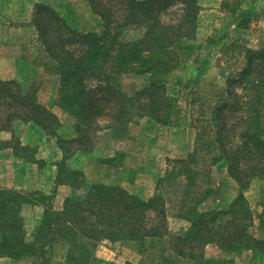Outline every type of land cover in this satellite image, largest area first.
Masks as SVG:
<instances>
[{"label":"trees","instance_id":"obj_1","mask_svg":"<svg viewBox=\"0 0 264 264\" xmlns=\"http://www.w3.org/2000/svg\"><path fill=\"white\" fill-rule=\"evenodd\" d=\"M175 1L182 6L180 12L175 9L169 14L166 11ZM88 3L104 24L102 36L78 33L46 5H35L32 18L40 42L49 54L47 59L60 78L55 105L78 120L77 138H57L64 159L69 154V147L64 145L78 143L79 149L85 151L90 131L109 130L116 140L124 139L127 114L134 106L136 116L147 113L157 123H170L175 100L166 95L165 83L152 81L128 96L121 91L116 77L132 72L151 76L170 72L179 62L175 51L180 50L184 40L194 38L199 11L197 0H106L105 3L88 0ZM164 12L165 16L170 15V20L162 19ZM171 15L177 19L171 21ZM240 24L245 25L244 22ZM127 29L139 30V34L131 40H120V34ZM68 47L72 50H66ZM76 52L82 55L75 57ZM44 67L49 70L47 65ZM93 80L96 82L90 85ZM36 91L37 88L23 92L15 81L0 80V132L20 120L32 122L46 133L56 135L58 119L40 105ZM97 92L101 93V99L94 97ZM141 95L146 101L138 103ZM217 101L203 123L207 130L203 132L204 138L211 136V143L197 146L186 159L175 160L158 188L164 190L165 183L172 182L175 186L172 192L181 196L182 200L174 202V209L177 218L189 223L184 234L169 237L163 194L156 192L143 201L119 186L93 184L83 200L68 201L60 212L48 211L35 241L42 245L64 241L68 245L64 264H93V244L102 240L144 242V247L146 242L168 238L171 257L163 258L166 264H174L177 260L200 264L204 260L203 248L209 243L218 244L224 251L245 249L264 255V238L257 239L248 233L253 217L241 192L224 213L230 215L229 220L216 225L222 213L201 212L198 207L209 196V187L202 190L192 183L200 171L208 175L207 166L201 170L198 165L202 162L205 166L209 159L211 164L224 159L229 176L241 190L248 188L255 177L264 175V48L245 49L244 65L228 78ZM108 103L112 105L108 107ZM106 106L111 109L107 112L110 120L100 125L96 118L104 114ZM208 132H212L211 135ZM10 145L16 154L25 149ZM6 146L8 143L0 142V149ZM114 160L105 162L109 164ZM64 173L69 178L78 175L75 171L67 172L60 164L58 183L74 188L83 184L82 179L66 180ZM17 194L0 189V256L19 259L37 255L44 260L41 251L21 245L23 239L16 219L21 199L13 197ZM241 205V210L237 209Z\"/></svg>","mask_w":264,"mask_h":264},{"label":"rangeland","instance_id":"obj_2","mask_svg":"<svg viewBox=\"0 0 264 264\" xmlns=\"http://www.w3.org/2000/svg\"><path fill=\"white\" fill-rule=\"evenodd\" d=\"M86 1L88 2V0ZM102 1L105 3L106 0ZM214 2L218 3L217 0ZM106 4L109 5L108 3ZM181 7L180 2L175 1L166 12L170 14L175 9L178 10L177 12H180ZM198 7L199 11L194 38L184 40L182 45H180V50L175 51L179 62L170 72L154 76L148 73L137 74L132 72L116 77L121 91L128 96H132L144 89L152 81H162L165 83L166 95L175 100V106L169 118L170 123L166 125L157 123L147 113L136 116L134 113L136 106H134L127 114L129 119L126 122V137L124 139L116 140L109 130H93L90 131L89 142L86 148H83L85 151L79 149L80 145L78 143H73V145L69 146L64 145V147H69L68 158L74 157L73 155L76 152L85 153L83 162L79 164L85 165L87 174L89 154L91 156L90 164L93 167H99L101 166L99 165L100 162H105L112 158L115 160L110 162L109 165L116 164V162L122 164V170L118 172L106 170L105 175L109 179L117 177V179L133 182V179H136L138 174H140L141 178L139 177V179L148 178L146 182L140 180L142 184L137 187L143 190L144 187L149 186L147 182L151 178V188L154 187L153 195L156 192L163 194L166 202L169 237L171 235L184 234L189 228V223L176 217L177 210L175 212L174 202L176 199L182 200V198L180 195L176 196L172 192L175 189L172 182L165 183L164 190L158 189L161 186L162 180L166 178V173L173 168L175 160L186 159L197 146L211 143V136L206 139L203 135V132H207L206 129L204 130L203 123L206 117H208L210 109L218 102L219 94L225 89L228 78L233 77L244 65L245 49L256 51L264 48V0H221L218 6L208 4L207 7ZM33 9L31 12L32 18ZM161 17L165 21L170 20V15L165 16V12L161 14ZM32 18L31 25L36 29ZM60 18L63 19L62 17ZM176 19L177 17L171 15V21ZM241 19L245 20L242 21ZM99 21L100 32L98 34L93 33L96 36H102L104 32V24L100 17ZM241 21L245 25L242 26L240 24L242 23ZM77 32L80 34L89 33ZM138 34L139 30L127 29L119 37L120 40L127 41L136 38ZM36 37L37 39L31 42V45L27 49V56L30 64L39 67L43 71V75L29 78L28 80L23 78L22 83L15 82L23 92L37 88L36 96L38 102L40 101V105L44 106L58 119L59 126L55 130L56 135L53 134L54 136L65 140L77 138L78 132L76 128L78 120L75 117L60 108H57L60 112H57L58 114L55 115L52 111L54 107L49 108L42 104L50 103L53 99V105L56 106L55 99L60 78L52 67V62L47 59V55L49 54L40 42L37 29ZM66 50L71 51L72 48L68 47ZM81 52H76L75 57L82 55ZM45 65L49 67V70H46ZM95 82V80L91 81L90 85H93ZM86 83L88 85V81ZM236 89L241 94L242 91L239 87ZM100 95L101 93L97 92L94 94V97L99 98ZM144 98L143 95L139 96L138 103L145 102ZM107 105L110 107L112 103H108ZM110 110L106 106L104 114L98 116L96 122L98 121L100 125H103L109 121L110 115L107 112ZM18 121L20 120L14 122ZM40 129L42 130V128ZM212 132L208 133L211 135ZM11 144L19 147V143L16 140L12 141ZM88 147H90V150H88ZM182 148L183 151H180ZM30 153L28 149L18 152L21 155H29ZM75 159L73 158V160ZM204 165L200 162L198 167L202 170L203 167L207 166L208 175L206 176L205 173H201L200 171V175L196 176L194 181H192V183L198 184L202 190L209 187L211 191L209 196L198 206L201 212H221L222 214L218 216L215 224H224L230 218V215L224 213L228 211L230 204L234 202V199L241 192L253 217V223L249 227L248 233L257 239H263L264 175L255 177L249 182L248 188L241 190L239 185L229 176L227 162L224 159L219 160L215 164H211V160L209 159ZM136 168L139 171L135 170ZM193 168L197 169L195 165H193ZM69 171L72 172V170ZM75 172H78L77 177L69 178L64 173L66 175L63 178L73 182L81 180L84 172H80V174L79 171ZM19 195L13 196L15 197L14 200H20L22 197L20 198ZM242 206L237 207V209L241 210ZM167 239L146 242L144 245L146 248L142 245L144 242H116L118 244L113 245L112 249H110L116 254V256L111 257L113 258V262H103V258L96 256V249L101 244L100 242H96L93 244L91 251L92 262L93 264H122L123 262L131 264H166V262H163V258L168 259L171 257ZM59 243L63 244L65 242L62 240L55 241V244L58 245ZM57 245L55 247H47V250H44V260L39 258L41 259V264H64L68 245L63 247ZM203 255L204 260L200 264H264V255L258 252L245 249L237 252L224 251L219 248L218 244L213 243H209L203 248ZM36 256L26 255L23 258ZM114 259L117 262H114ZM28 263L30 262L27 261L25 264ZM174 264L192 263L177 260Z\"/></svg>","mask_w":264,"mask_h":264},{"label":"crops","instance_id":"obj_3","mask_svg":"<svg viewBox=\"0 0 264 264\" xmlns=\"http://www.w3.org/2000/svg\"><path fill=\"white\" fill-rule=\"evenodd\" d=\"M214 1L198 0V4L201 7H207L208 4L218 6L221 0H217V4ZM37 4L49 6L63 18L66 25L77 31L96 34L100 32L99 17L92 12L86 0H0V80L2 81L14 80L22 83L23 78L28 80L43 75L39 67L30 64L27 56V49L31 42L37 39L36 29L31 25V12ZM53 103L52 99V102L42 104L49 108L54 107L52 111L56 115L60 111ZM58 134L60 135L59 132ZM14 140L18 141L20 147L30 150L32 154L14 153L10 145ZM0 142L8 143V146L0 149V189L15 191L22 195L16 218L23 239L21 245L23 248L33 247L37 252L41 251L42 255L47 247L57 245L55 242L42 245L34 239L45 214L48 211H62L70 200H83L91 185L119 186L143 201L153 196L154 187L151 188V178L147 182L149 186L144 187L143 190L137 187L148 178L139 179L140 174L133 179V182L117 179V177L107 178L106 170L117 172L122 170L123 166L118 162L113 165L98 162L101 166L93 167L90 164L91 156L88 154L87 174L85 165L79 164L83 162L85 153L76 152L74 157L64 159V154L57 143V136L46 134L32 122H13L10 128L0 132ZM180 151H183V148ZM60 164L68 172L69 170L84 172V176L81 173L83 184L73 188L67 184L58 183ZM135 170L139 171L137 168ZM100 243L96 249V256L103 258V262H113L111 257L116 254L110 249L118 243L113 244L107 240H102ZM57 246L63 247L67 244L59 243ZM39 258L41 257L14 259L1 255L0 264H25L27 261L30 262L28 264H41ZM114 262L117 260L114 259Z\"/></svg>","mask_w":264,"mask_h":264}]
</instances>
